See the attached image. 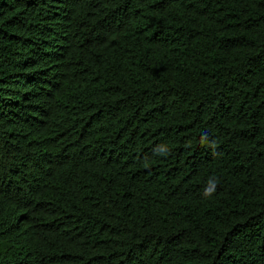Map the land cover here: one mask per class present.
I'll return each mask as SVG.
<instances>
[{"label": "trees", "instance_id": "trees-1", "mask_svg": "<svg viewBox=\"0 0 264 264\" xmlns=\"http://www.w3.org/2000/svg\"><path fill=\"white\" fill-rule=\"evenodd\" d=\"M0 264H264V0H0Z\"/></svg>", "mask_w": 264, "mask_h": 264}, {"label": "clouds", "instance_id": "clouds-1", "mask_svg": "<svg viewBox=\"0 0 264 264\" xmlns=\"http://www.w3.org/2000/svg\"><path fill=\"white\" fill-rule=\"evenodd\" d=\"M155 154L158 156H166L169 154V150L167 149V147L165 145H158L157 149L155 150ZM145 166H147V165H145ZM209 183L211 184V187H208V186L205 187V190H204L205 196H210L214 192L215 187H216L215 181H210Z\"/></svg>", "mask_w": 264, "mask_h": 264}]
</instances>
